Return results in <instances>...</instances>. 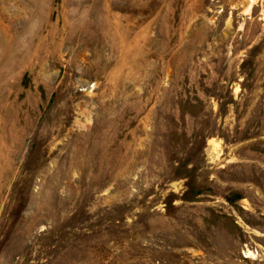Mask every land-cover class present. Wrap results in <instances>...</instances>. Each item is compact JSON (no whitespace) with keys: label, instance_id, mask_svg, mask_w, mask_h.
Returning <instances> with one entry per match:
<instances>
[{"label":"rangeland","instance_id":"1","mask_svg":"<svg viewBox=\"0 0 264 264\" xmlns=\"http://www.w3.org/2000/svg\"><path fill=\"white\" fill-rule=\"evenodd\" d=\"M0 264H264V0H0Z\"/></svg>","mask_w":264,"mask_h":264}]
</instances>
